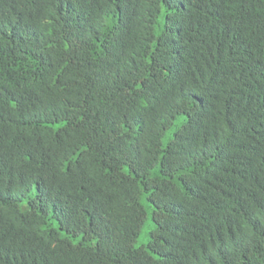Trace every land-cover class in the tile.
Wrapping results in <instances>:
<instances>
[{
  "label": "trees",
  "instance_id": "obj_1",
  "mask_svg": "<svg viewBox=\"0 0 264 264\" xmlns=\"http://www.w3.org/2000/svg\"><path fill=\"white\" fill-rule=\"evenodd\" d=\"M0 264H264V0H0Z\"/></svg>",
  "mask_w": 264,
  "mask_h": 264
},
{
  "label": "rangeland",
  "instance_id": "obj_2",
  "mask_svg": "<svg viewBox=\"0 0 264 264\" xmlns=\"http://www.w3.org/2000/svg\"><path fill=\"white\" fill-rule=\"evenodd\" d=\"M152 227V224L149 223L146 227V230L144 231V233L141 235V237L138 240L137 245H142L145 244L147 242L148 236H147V232L148 230Z\"/></svg>",
  "mask_w": 264,
  "mask_h": 264
}]
</instances>
